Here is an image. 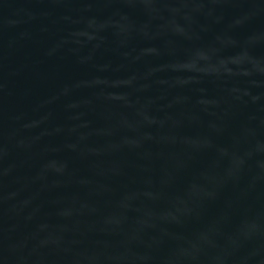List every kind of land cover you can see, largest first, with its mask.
I'll use <instances>...</instances> for the list:
<instances>
[{"label": "water", "instance_id": "obj_1", "mask_svg": "<svg viewBox=\"0 0 264 264\" xmlns=\"http://www.w3.org/2000/svg\"><path fill=\"white\" fill-rule=\"evenodd\" d=\"M0 264H264V0H0Z\"/></svg>", "mask_w": 264, "mask_h": 264}]
</instances>
